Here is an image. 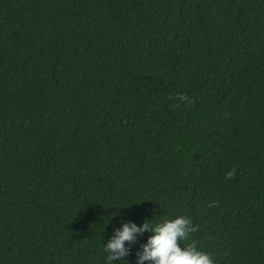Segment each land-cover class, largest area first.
<instances>
[{
	"label": "trees",
	"instance_id": "16d2710c",
	"mask_svg": "<svg viewBox=\"0 0 264 264\" xmlns=\"http://www.w3.org/2000/svg\"><path fill=\"white\" fill-rule=\"evenodd\" d=\"M176 215L264 264V0H0V264Z\"/></svg>",
	"mask_w": 264,
	"mask_h": 264
},
{
	"label": "clouds",
	"instance_id": "9594fccd",
	"mask_svg": "<svg viewBox=\"0 0 264 264\" xmlns=\"http://www.w3.org/2000/svg\"><path fill=\"white\" fill-rule=\"evenodd\" d=\"M180 99L188 98L181 95ZM232 175V171L226 173V177ZM149 219L145 218L139 224L128 220L113 227L112 234L103 243L106 264L118 261L132 264L126 257L132 245L146 230L150 235L136 249L134 264H144L146 261L150 264H216L211 253L199 248L195 242L182 243L196 230L190 217L176 215L154 223L149 222Z\"/></svg>",
	"mask_w": 264,
	"mask_h": 264
}]
</instances>
